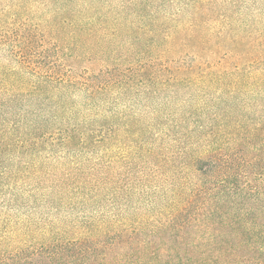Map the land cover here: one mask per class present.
Instances as JSON below:
<instances>
[{
	"label": "trees",
	"instance_id": "obj_1",
	"mask_svg": "<svg viewBox=\"0 0 264 264\" xmlns=\"http://www.w3.org/2000/svg\"><path fill=\"white\" fill-rule=\"evenodd\" d=\"M251 1L0 0V264H264Z\"/></svg>",
	"mask_w": 264,
	"mask_h": 264
},
{
	"label": "rangeland",
	"instance_id": "obj_2",
	"mask_svg": "<svg viewBox=\"0 0 264 264\" xmlns=\"http://www.w3.org/2000/svg\"><path fill=\"white\" fill-rule=\"evenodd\" d=\"M257 1H263L264 2V0H257ZM247 6H248V9L245 10L243 14L245 15V17H247V19L251 20L254 18V15H255L254 14V8L255 7H254L253 0ZM148 211H149V206L141 205L140 210L138 212H136V213L132 212V214H135V215L132 217L131 221L136 222L140 219H143V217L148 213ZM112 215L114 216L115 219H120L122 216L121 215L120 217H118L115 209L112 210ZM127 215H129V214H127Z\"/></svg>",
	"mask_w": 264,
	"mask_h": 264
}]
</instances>
